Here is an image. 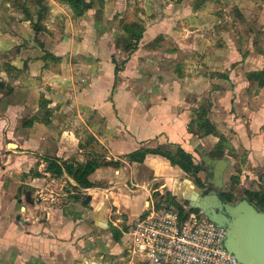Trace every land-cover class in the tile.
Here are the masks:
<instances>
[{
  "label": "crops",
  "instance_id": "obj_1",
  "mask_svg": "<svg viewBox=\"0 0 264 264\" xmlns=\"http://www.w3.org/2000/svg\"><path fill=\"white\" fill-rule=\"evenodd\" d=\"M49 6L47 31L38 39L59 61L42 59L45 52L34 42L25 17L9 18L5 33L0 32V150L13 144V157L27 162V169L43 156L117 165L100 167L90 175L94 187L86 189L85 201L107 204L84 205L90 209L87 224L79 220L75 226H53L55 241L26 235L15 241L20 244L12 247V255L22 249L23 255L41 258V264H64L65 255L66 264H73L82 244L93 263L127 264L122 261L123 237L117 243L112 239L111 209L118 205L128 225L144 213L153 192L175 193L181 190L176 186L179 181L188 194L198 191L183 178L187 174L162 155L147 154L140 164L130 163L126 156L158 148L167 152L179 148L191 155V149L196 153L203 148L205 140L192 130L203 99L213 104V121L222 119L225 107H235L242 98L248 117L263 122L264 101L252 107L264 88L256 92L245 74L264 67V48L259 52L253 45L256 40L264 42V0H102L80 17L58 0H50ZM121 19L144 28L130 54L116 45L122 36ZM244 41L242 50L239 44ZM112 58L120 65L117 75ZM42 99L48 104L40 108ZM46 112L47 124L42 121ZM37 115L40 120L27 125ZM210 138L208 143L214 145L217 139ZM138 178L140 183L133 184ZM158 180L162 184L153 186ZM24 225L31 232L37 229ZM112 225L123 232L120 223ZM69 233L74 240H60ZM86 233L91 243L80 241ZM95 254L102 255L95 259Z\"/></svg>",
  "mask_w": 264,
  "mask_h": 264
},
{
  "label": "rangeland",
  "instance_id": "obj_2",
  "mask_svg": "<svg viewBox=\"0 0 264 264\" xmlns=\"http://www.w3.org/2000/svg\"><path fill=\"white\" fill-rule=\"evenodd\" d=\"M49 2L50 0H0V32L4 31L5 33L8 20L15 18V21L16 18H24V11H27L30 17L36 19L35 15L38 9L44 5L49 9ZM60 4L65 5L70 12H72L63 2H60ZM49 11L50 9L44 13L45 18L41 24L45 29V33L47 29L44 26V23H46L45 21H49ZM44 32L40 34H43ZM117 43L118 42L116 41V45H118ZM239 45L242 47V50L243 47L246 48L245 41L240 42ZM253 45L256 51L263 52V41L256 40ZM6 59L7 57L4 55L1 62L5 63ZM116 59L120 60V57H117ZM262 96H260L259 103H257V105L253 104L252 108H255L258 104H260L259 106L263 105L264 94ZM242 103L243 99L241 98L236 102L237 105H235V107H232L231 109L228 106L225 107L227 108L225 116L223 115L224 117L222 119L214 121L212 120L214 115L213 104L211 105L210 111L207 114V120L217 129L216 132L218 136L215 137L217 141L214 145L208 143L210 139L213 140L210 138L212 135H209V138L208 135L201 136V134L197 132V127L193 126L194 120L192 122L193 133L197 134L200 139L205 140L203 148L208 156L211 159L225 158L229 162L223 173V187L219 190L220 196L222 193L229 194L230 201L224 202V204L229 206L235 205L242 198H249L256 193L263 191V189L261 190L262 187L258 184V179L261 174H264V120L263 122L259 120L253 121L252 118L248 117L246 106H243ZM214 109H217V107ZM217 143H221V153H223V155L221 157L213 158L210 156V153L215 150L214 147ZM8 144L9 145L6 147L3 146L2 150H0V264H41L43 262L41 258L35 254L23 255L22 249H15V254L12 255V247L18 246L20 243L16 242L22 241L26 235L28 238H32V240L45 238L50 241H55L58 237L52 230L53 226H75L79 220L84 221V223L87 224L85 218L90 209L86 206L92 204L93 201L94 206L97 204L98 206H101L107 203L92 199L85 204L86 196L89 194L88 190L78 186L72 177L65 172L60 176H56L48 171V164L51 161L58 159L57 157H37L36 161L32 162L31 168L27 169L24 166L28 163L17 162L13 157L14 153L10 151L14 149L15 146L11 143ZM10 145L13 147H10ZM191 158L193 164L198 166L200 170L197 174L192 172L183 178L189 181L190 185H193V187L195 186L200 194L216 191L215 187L209 182V180H212L211 176L202 170L203 165L201 159L196 153L192 152V149ZM7 167H9V169H5ZM134 169L132 171L136 172L137 168ZM141 170L144 171V169ZM126 172L129 173L130 169L127 168ZM148 176L150 178L151 175L148 173ZM196 179L201 181V186L197 185ZM139 180L140 178H138L137 181L133 180L132 183L139 184ZM162 182L163 181L158 180L153 186L158 187ZM183 183V181L176 183V186L181 188L183 194L179 189H175V193L167 190L161 193L153 192L150 194L148 201L150 200V202L155 203V207L158 210H163L164 208H162V206L165 202L163 201L161 206H159V203L161 202L160 196L167 194V197L170 195L175 198L176 202L179 203L185 213H187L189 210H186L183 207L182 195L183 197H188V192L185 188L186 185ZM128 187H132L131 184H128ZM257 188H260V192H257ZM26 192L31 193V196L34 199V205L25 202L24 193ZM36 196L41 198L40 203L36 202ZM145 206L147 207L148 204H145ZM22 207L25 208L24 211L21 210ZM167 207L174 210L177 209L174 204H169ZM118 208V205H115L110 211L111 216L108 214V225L113 226V221L121 220V228L125 231L124 229L129 228V225H126L122 219V217L125 216L122 214L123 212H121L123 210L121 209L120 212L117 213L120 209ZM149 214L150 210L146 209L143 213V217H147ZM17 215H20V218L26 224L31 223L36 226L37 229L33 230L35 232H31V229H29L27 225L21 224L17 221ZM137 220L138 219H133V222L135 223ZM38 228L40 230H38ZM74 239L73 235L69 233L60 240L72 241ZM88 239V233L80 236V241L82 243ZM13 241H16L15 245L12 244ZM88 241L90 242V240ZM27 246H30V244L28 243ZM26 250L28 252L31 251L30 249ZM88 254L89 251L85 249L84 245H79L77 253L75 251L72 263H93L94 260H92L91 256ZM101 255L102 254H95V259L96 257H101ZM62 262L66 264L68 262V257L64 255Z\"/></svg>",
  "mask_w": 264,
  "mask_h": 264
},
{
  "label": "trees",
  "instance_id": "obj_3",
  "mask_svg": "<svg viewBox=\"0 0 264 264\" xmlns=\"http://www.w3.org/2000/svg\"><path fill=\"white\" fill-rule=\"evenodd\" d=\"M60 2H63L66 4L72 11V14L74 17H80L82 14L90 9L94 2H101L102 0H90L89 2H86V0H59ZM179 1V0H178ZM49 10L47 6H41L38 11L36 12V19L32 18L29 16V13L27 11H24V17L29 21V25L32 28L34 32V42L38 44L39 48L45 52L42 59L44 61L51 60L52 62L59 61L60 58H57L48 52L44 51V46L43 44L38 40L37 36L44 32L45 29L41 25L45 16L44 13ZM119 28L122 32V36L117 40V44L123 49V51L126 54H130L132 51H134L137 46L139 41L141 40L143 33H144V28L143 26L135 21L129 22L126 19H121L119 21ZM126 59V58H125ZM125 61V60H124ZM123 61V62H124ZM112 62L115 64V75L121 70L120 65L117 64L112 58ZM123 64V63H122ZM246 80L254 85V89L256 92H258L259 89L264 88V67L262 70L259 71H250L245 74ZM48 104L47 101L41 100L40 101V108L46 107ZM212 103L208 99H203L199 102L197 105V112L196 116L193 122V126L197 127V132L201 134V136H209L212 135L214 137H217V129L215 126L210 123L207 120V114L210 111ZM50 114L46 112L43 115L42 121L47 124L50 119ZM39 115L34 116L31 118L27 125H32L35 121H39ZM215 150L210 153V156L213 158L221 157L223 153L222 151V145L221 143H217L215 145ZM147 154H155V155H162L166 157L172 166H176L179 169H181L183 172L186 174H191L194 172L195 174L198 173L200 170L198 166H195L193 164V160L191 158V155L185 153L181 149H176L174 152H167L162 150L161 148L158 149H141L138 151H135L133 153H130L129 155L126 156V159L130 163H137L140 164L143 162L145 156ZM117 163L114 162H106L98 159H89L84 163L77 162L76 160L69 159V160H61V159H56L55 161H51L48 164L47 170L52 172L56 176H60L65 172L66 174L70 175L72 179L76 182L78 186H80L83 189H90L94 187V184L89 181L90 175L98 168L103 167V166H116ZM197 185L201 186V181L199 179H196ZM222 199L224 201H230L229 194L222 193L221 195ZM254 198V202L253 199ZM249 197L250 201L255 204L259 212H264V190L260 193L254 194V196ZM166 203V206L169 204H174L175 207L177 208L176 211L179 214L180 217H184L187 213H185L184 209L182 206L176 202L175 198L171 197L170 195L167 194L163 196V200L159 203V206H161L162 202ZM248 202V201H247ZM194 213H198V210H191ZM128 228L124 229L127 230ZM110 232L112 235V239L117 243L120 241L122 232L119 231L117 228H114L113 226H110Z\"/></svg>",
  "mask_w": 264,
  "mask_h": 264
},
{
  "label": "built area",
  "instance_id": "obj_4",
  "mask_svg": "<svg viewBox=\"0 0 264 264\" xmlns=\"http://www.w3.org/2000/svg\"><path fill=\"white\" fill-rule=\"evenodd\" d=\"M149 201L147 217L139 216L122 232L127 264H240L224 247L226 230L191 210H176ZM145 209V210H146ZM186 209V208H185ZM188 210V209H186ZM117 213H119L117 211ZM116 223H122L116 220ZM98 264V263H92ZM105 264V263H103Z\"/></svg>",
  "mask_w": 264,
  "mask_h": 264
},
{
  "label": "water",
  "instance_id": "obj_5",
  "mask_svg": "<svg viewBox=\"0 0 264 264\" xmlns=\"http://www.w3.org/2000/svg\"><path fill=\"white\" fill-rule=\"evenodd\" d=\"M195 152L201 159L202 170L211 176L212 180L209 182L216 191L204 194L191 192L188 197H183V207L200 211L206 219L224 228L226 230L224 247L236 257L240 264H264V212L257 211L244 201L232 206L224 204L219 190L223 187L222 178L229 163L228 160L211 159L201 147ZM36 198V202L40 203L41 198L38 196ZM24 200L34 205L30 192L24 193ZM163 206L165 207L166 204L163 203ZM21 210L24 211L25 208L22 207ZM16 220L21 224L25 223L20 215L16 216ZM104 225L107 226L106 223Z\"/></svg>",
  "mask_w": 264,
  "mask_h": 264
},
{
  "label": "flooded vegetation",
  "instance_id": "obj_6",
  "mask_svg": "<svg viewBox=\"0 0 264 264\" xmlns=\"http://www.w3.org/2000/svg\"><path fill=\"white\" fill-rule=\"evenodd\" d=\"M258 184L262 187L261 190H262V189L264 190V174H261V175L259 176ZM257 192H260V188H257ZM220 198H221V200H222L223 202H225V201L222 199L221 196H220ZM251 198L253 199V202H254V198H253V197H251ZM240 201H244V202H247V201H248V202H247L248 204L252 205V207H254L257 211H259V210L257 209V207L255 206L254 203L249 202V201H250L249 198L245 197V198H242ZM240 201H239V202H240ZM101 223H102V222H101Z\"/></svg>",
  "mask_w": 264,
  "mask_h": 264
}]
</instances>
